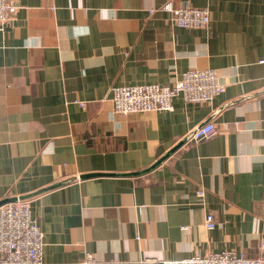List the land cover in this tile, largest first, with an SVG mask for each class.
<instances>
[{
  "label": "crops",
  "instance_id": "obj_1",
  "mask_svg": "<svg viewBox=\"0 0 264 264\" xmlns=\"http://www.w3.org/2000/svg\"><path fill=\"white\" fill-rule=\"evenodd\" d=\"M12 1L0 30V202L30 200L43 264L263 255L264 0H171L209 10L204 29L174 25L161 10L170 0ZM206 69L225 85L211 102L113 112L116 87ZM209 122L213 138L190 140ZM186 138L153 171L125 175Z\"/></svg>",
  "mask_w": 264,
  "mask_h": 264
},
{
  "label": "built area",
  "instance_id": "obj_2",
  "mask_svg": "<svg viewBox=\"0 0 264 264\" xmlns=\"http://www.w3.org/2000/svg\"><path fill=\"white\" fill-rule=\"evenodd\" d=\"M19 7L12 0H0V30L16 16ZM171 14L174 25L190 28H207L211 14L207 9L175 8L167 1L161 8ZM153 11H151L152 13ZM225 91L216 69L190 70L171 85L122 86L113 89V112L121 115L173 110V100L181 96L188 103L211 102ZM218 133L214 123H206L189 136L194 142L213 138ZM200 197L204 192L199 193ZM206 227H216L214 217L208 214ZM264 248V244L262 245ZM44 234L32 216L29 199L6 201L0 205V264H43ZM264 264V253L249 258L235 251L196 255L181 260L144 259L142 264ZM80 264H104L91 253H86Z\"/></svg>",
  "mask_w": 264,
  "mask_h": 264
},
{
  "label": "water",
  "instance_id": "obj_3",
  "mask_svg": "<svg viewBox=\"0 0 264 264\" xmlns=\"http://www.w3.org/2000/svg\"><path fill=\"white\" fill-rule=\"evenodd\" d=\"M187 140H188V138H186L184 141H182L179 144H177L174 148H172L169 152H167L164 156H162L159 160H157L152 166H150L146 170L140 171V172L131 173V174H125V175L126 176H139V175L146 174V173H148L150 171H153L154 169L159 167L166 159H168L177 149H179ZM101 175L102 174H87V175L81 176V179H87V178L97 177V176H101ZM21 199H25V198H21ZM5 202L6 201L0 202V205L5 203Z\"/></svg>",
  "mask_w": 264,
  "mask_h": 264
}]
</instances>
